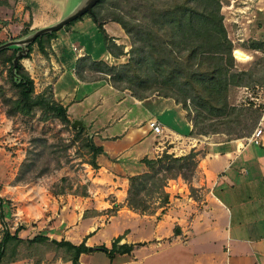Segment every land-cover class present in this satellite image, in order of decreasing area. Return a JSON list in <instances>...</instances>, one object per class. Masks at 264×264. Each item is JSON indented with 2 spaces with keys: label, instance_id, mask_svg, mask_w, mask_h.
Returning a JSON list of instances; mask_svg holds the SVG:
<instances>
[{
  "label": "trees",
  "instance_id": "16d2710c",
  "mask_svg": "<svg viewBox=\"0 0 264 264\" xmlns=\"http://www.w3.org/2000/svg\"><path fill=\"white\" fill-rule=\"evenodd\" d=\"M105 1H100L86 15L91 16L103 34L108 54L116 59L122 56L129 59L118 67L104 61H94L91 57L81 58L78 62L82 65L78 64L76 68V75L80 80L89 79L86 73H99L115 89L129 91L138 100L154 96L174 100L193 123V130L190 132L192 137L223 134L230 141L252 135L263 117L264 107L253 102L241 106L230 103L233 89H250L255 83L252 71L238 69L233 56L237 48L229 38L224 24L223 4L232 0H138V4L141 3L146 10L143 18L148 19L141 22L140 15H123L121 12L116 13L114 19L129 37L131 49L126 54L124 47H118L119 52L116 53L111 44H108V35L94 15V10ZM1 4L9 6L7 0ZM34 7H37L34 1H29L26 5L27 10L35 9ZM58 32L43 34L24 47L14 45L0 50V67L3 68L0 78L5 81L0 85V100L9 119L34 118L40 113L39 120L43 123L58 120L73 133V139L66 149L79 145L78 149L85 150L86 155L90 156V160L85 163L97 170L98 158L104 154L103 146L96 144L95 135L90 131L72 128L74 121L69 118L68 109L55 99L52 88L37 93L35 80L23 64L24 60L31 58L35 47L48 59ZM16 40L20 39L12 41ZM8 42H0V47ZM247 49L263 51L264 42L251 40ZM19 54L22 56L15 62ZM6 85L10 87L11 95H8ZM199 154L193 150L186 156L175 157L165 151L159 157L140 160L145 171L129 178L128 208L149 216L155 215L157 210H162V214H165L170 203V195L166 191L168 182L181 177L190 183L198 166ZM30 155L31 152H28L26 160H29ZM188 170L191 172L187 173ZM16 180L23 182L24 177L18 174ZM190 191L194 197L197 190L191 186ZM53 194L59 196L65 195V192L62 190ZM82 196L86 197L87 193L84 192ZM153 200L156 201L151 205ZM13 209L11 201L0 198V264L34 260L35 254L32 252H39L45 247H51L55 252L65 251L69 255L67 261L71 264H81V256L89 253V236L79 245L65 239L50 238L43 232L27 239L21 238L22 227L13 233L7 221ZM88 215L86 212L84 218ZM174 234L180 235L178 227L174 229ZM122 240V237H118L111 249L103 246L95 251H101L113 260L115 254L130 255L136 247L145 246V243L121 244Z\"/></svg>",
  "mask_w": 264,
  "mask_h": 264
},
{
  "label": "rangeland",
  "instance_id": "374dc122",
  "mask_svg": "<svg viewBox=\"0 0 264 264\" xmlns=\"http://www.w3.org/2000/svg\"><path fill=\"white\" fill-rule=\"evenodd\" d=\"M17 1L26 2L27 0ZM31 1L37 4V7L33 9V16H25V11H27V9L25 8L24 11H21L17 8L18 2L14 4V7L17 8H14L15 13L0 11V42H12L13 39H25L32 33V31L30 33V27L35 29L36 32L40 29L57 25L65 18L78 12V10L88 2V0ZM11 5L13 6V4L9 6ZM119 12L123 15H140L142 16V18L139 16L141 22H144L145 19L148 18H143L146 10L141 3L138 4V0H106L94 10V15L98 18V22L103 25V29L108 35V44H111L116 53L119 52L117 50L118 47H124V54H126L130 51L131 45L126 32L114 21L116 13ZM222 12L229 38L237 48L234 50L233 56L237 62L238 69L252 71V73H254V78H252V80H255V83H253L250 89H233L230 93V103L235 106H241L253 102L257 106L262 105V107H264V50L258 52L249 51L247 49L248 43L251 40L264 42V0L226 1L223 4ZM7 17L11 20L5 21L4 19ZM58 36L66 37L68 40L63 43L64 48L60 56L63 75L56 87L54 97L57 101H61L64 105L68 106L70 115L75 121H80L82 119L79 118L85 117L83 119L85 127L95 132V128L91 126L92 119L90 118L93 116L92 113L89 114L90 111H92L94 106L101 102L102 99H106V106L111 108V95L116 91L114 88L111 89V86L104 80L92 83L81 82L75 72V67L79 64L77 58L82 54L90 55L94 60L104 61V63L108 65L118 67L127 63L129 58L127 56H122L119 60L114 58L111 59L105 47L103 34L98 30L97 24H95L90 15H86L82 20L75 22L67 28H63L59 31ZM49 53H51L52 56L55 55L53 50ZM30 60L34 62L35 65L33 74L35 77L36 91L37 93L40 91L43 92L45 89L50 88L47 87L43 90L45 83H47L43 82V79L47 78L43 76V70H48L50 59L48 60L42 56L38 52L37 47H35ZM44 60H48V62L43 64L42 61ZM26 61L25 64L29 65L28 60ZM81 65L82 63L79 64V66ZM2 69L3 68L0 67V71H2ZM53 77L52 72L51 83L53 82ZM88 77L89 79H97V77L103 78V76L97 74L89 75ZM4 82L5 81L0 78V85H3ZM256 84L259 85L257 86ZM6 88L8 89V95H11L10 87L6 85ZM127 103L135 107V104L131 100L126 99L125 104ZM166 104L167 103L162 100H151L146 101L144 108L148 110L151 116L158 117L165 126H176L175 118L178 111H172V109H169L167 112L163 111L164 108L162 105L165 106ZM1 109L6 113V108L0 100V110ZM39 117L40 113L34 118H12V130L10 129L8 136L15 134L18 138L17 143L19 144L16 146L13 145L14 142H8V140H6V148L11 152L13 149L22 150L20 155L23 157V162L19 168L18 174L20 177H24L23 182H38L41 185V191H43V193L39 192L40 194H37V198L35 199L36 202L40 201V203H35L30 211L34 221L39 219V205L44 203L43 201L45 200V194H47V192L52 194L53 192L62 190L65 192V199L60 206L61 209L66 207V212H63L65 220L62 219V224H60L59 221L56 223V225L60 224L61 229H55L53 233L50 231L53 235V239H65L80 244L85 237L89 236L87 244H90V247H95L96 249L103 246L111 249L114 240L118 238H114L117 233H123V236H119L122 238H128V236H130L132 239H143L145 242L149 241V245L145 243L147 246L144 249L138 250L134 255L136 258V263L134 264H209L211 259L214 260L215 264H227L229 256H236L242 252L244 254L249 253L251 257L253 256L251 258L253 264L254 262L256 263V259L264 264V256L261 257L253 252L259 246L264 248V232L258 237V239L263 238L262 241L258 243L257 234L251 236L249 234L250 230L248 231V229L243 231V233L244 236L247 235L248 238H253L250 240L254 241L250 242H254L251 248L255 250L249 249L248 245H245L244 249L241 248L242 250L239 249L238 251H236L235 248L231 249L224 236L218 244H203L200 241L185 242V240L180 243H174L177 241L155 243L150 240L153 237L155 224L151 222L141 223L139 221V219H143L144 217L148 219L150 217L149 215L137 213L139 216L131 215L133 218L126 216L111 222V210H107L103 212L104 217H94L97 216V212L95 211L88 212L90 213L88 216H91L90 218L92 220L90 222H92L91 226L94 230L90 232V234L84 235L81 232V228H77L78 223L84 219L79 218L80 208H77V206L81 204V201L80 199H76V197L82 196L84 192L87 193L88 191L87 177L91 174L92 168L85 162L90 160V156L86 155L85 150L78 149L80 147L79 145L66 149L70 140L73 139V133L64 128L58 120H51L43 123L39 120ZM123 128V126H115L113 131H111L110 126L102 131L101 136L96 137V144L103 146L107 157L111 158V149L116 147L115 150L121 152L129 146H134L138 141L133 130H130L127 135H121L118 139H110L112 132L121 133L123 132ZM177 128L183 127L177 125ZM171 141L172 138L166 135L159 136L155 139L156 144L167 142L165 151H169L170 148L173 147V145L168 144ZM28 152H31V155L29 160H26ZM173 155L175 157H183L181 155ZM14 156H16V154H14ZM190 172L191 170L187 171V173ZM39 175L41 176L37 179ZM253 175L254 171H251L250 177ZM169 182L167 187H169ZM199 194V192H196L194 198L199 199ZM72 195H75V197ZM155 201L153 200L151 205H153ZM252 211V206H247L245 212L246 217L250 223L251 220L253 223H256L258 218L255 214L253 215ZM157 212L161 213L160 210H157ZM237 217L235 218V222ZM253 223H251L249 227L255 229V231H260L261 225L259 226L257 224L254 226ZM31 225L36 228L38 227V229L41 227L38 223H32ZM64 226L66 227L64 228ZM42 229V231L49 233L47 228ZM31 230L35 232L39 231L32 228ZM123 243H125L124 240L121 241V244ZM32 253L35 254L34 260H23L21 262L24 264H71L67 261L69 255L65 251L55 252L51 247H45L39 250V252ZM132 259L133 256L129 257V255L115 254V258L112 260L107 254L101 251H94L93 253L89 252L84 254L83 263L124 264L130 262Z\"/></svg>",
  "mask_w": 264,
  "mask_h": 264
},
{
  "label": "crops",
  "instance_id": "0c3cea01",
  "mask_svg": "<svg viewBox=\"0 0 264 264\" xmlns=\"http://www.w3.org/2000/svg\"><path fill=\"white\" fill-rule=\"evenodd\" d=\"M3 1L6 0H0V11L15 13V9L17 8L24 11L27 3L31 0H27L26 2L7 0L8 4H13V6L2 5L1 2ZM16 2H18L17 8L14 7ZM31 15L33 16V9L25 11V16ZM4 20L8 21L11 19L7 17ZM29 30L30 33L31 31L33 34L35 33V29L32 27H30ZM67 40L66 37L58 36V38L52 42L51 48L55 55L52 56V54H50L48 58V60L50 59L49 68L47 71L43 70V76L47 77L43 79V82H47L43 90L50 87L54 93L62 78L63 72L60 64V56L64 48L63 43ZM109 55L111 59H116L111 54ZM84 57L91 56L82 54L81 56L79 55L77 59L79 60ZM91 59L94 60L92 57ZM48 60L42 61L43 64L48 62ZM26 62L27 61L24 60L23 64L34 79V62L30 59H28L29 65H26ZM76 68L77 66L75 67V72ZM52 72L54 77L51 83ZM94 74L97 73H86L87 77ZM97 75L101 74L98 73ZM101 80L107 82L111 86V89L114 88L111 82L104 77L80 81L92 83ZM115 91L116 92L111 95V108L106 106V99H102L101 102L97 103L94 109L90 111L89 114L92 113L93 116L90 118L92 119L91 126L95 128V132L88 129L95 135L96 139V137L101 136L104 129L110 126L111 131H113L115 126H123V132H112L110 139H118L121 135H127L130 130H133L138 141L134 146H129L121 152L115 150L116 147L111 149V158L105 155L104 150V154L98 158L99 169L94 170L91 167V174L87 177L88 194L86 197H76V199H80L81 201V204L77 206V208H80L79 218L84 219L78 223L77 228L80 227L84 235L93 232L94 228H92V222H90L92 220L90 218L91 216L84 218L85 213L91 211L97 212V216L94 217H104L103 212L111 210V222L126 216H130V218H133L131 215L139 216V214L130 210L127 206L129 178L145 171V168L140 164V160L145 157H159L166 150L167 142L156 144L155 139L157 137L153 134L148 125L150 121L157 120L164 126L163 135L172 138V141L168 143L173 145L168 151L169 154L186 156L193 150L200 154L197 158V169L190 183L186 182L181 177L170 180L169 187L166 188V191L170 195V203L166 208L165 214H162V210H160L161 213L157 212L148 219L145 217L139 219L141 223L151 222L155 224L153 237L150 240L155 243L173 241H177L174 243H180L185 240V242L200 241L203 244H218L224 236L231 249L235 248L236 251H238L241 248L244 249L245 245H248L249 249L253 247L251 245H253L254 242H250L254 241L250 240L253 238H248L247 235L244 236L243 233V231L248 229V231L250 230L249 234L251 236L257 234L258 243L262 241L263 238L258 239V237L264 232V146L250 145L245 139L228 141L227 136L223 134L200 135L198 138L192 137L190 136V132L193 130V123L187 119L186 112L181 106L177 105L174 100L153 97L141 101L134 98L129 91H119L117 89H115ZM41 92L42 91L39 93ZM126 99L131 100L135 104V107L130 106L128 103L125 104ZM151 100L165 101L167 104L165 106L162 105L164 108L163 111L165 112L169 109L178 111L175 118L176 126L167 127L158 117L151 116L148 110L144 108L146 101ZM59 103L64 105L61 101ZM168 103L171 104L169 105ZM64 106L68 109L69 118L75 121L70 115L68 106ZM84 118L82 117L79 119L84 121ZM12 124L13 121L9 119L5 111L1 109L0 198L5 201H11L14 206L12 214L8 215L10 218H8L7 221L13 233L18 228L22 227L20 237L23 239H27L36 233L44 232L42 228H47L49 233H44L50 238H53V230L61 229L60 224L63 222L62 219L65 220L63 212H66V207H64V209L60 207L63 204L65 195L57 196L49 192H47V194L44 193V203L39 205V219L35 221L32 219L30 211L35 203H40V201L36 202L35 199L37 198V194H40L39 192L43 193V191H41L42 188L38 182H17L16 180L19 168L23 162V157L20 155L22 150L13 149L11 152L6 148V140H8V142H14L13 145L16 146L19 144L17 143L18 138L15 134H13L14 136H8ZM177 125L183 128H177ZM14 154H16V156H14ZM251 171H254L252 177H250ZM191 186L200 193L199 199L191 195ZM72 196L75 197V195ZM250 205L252 206L253 215L255 214L258 218L256 223H253L252 220L251 223H253L254 226L257 224L259 226L261 225L260 231H255V229L249 227L251 223L246 217L245 212L246 207ZM236 217L238 220L236 219L235 222ZM58 221L60 224L56 225ZM32 223H38L41 227L39 229L38 227H33L31 225ZM30 227L39 231L35 232L31 230ZM65 227L66 226H64V228ZM176 227L180 230L179 236L174 234V229ZM1 229L2 226L0 223V232ZM50 231L52 233H50ZM120 235L123 236V233H117L114 238ZM123 240L125 241L123 244L136 245L139 243H146L149 245V241L145 242L143 239H132L130 236H128V238H123ZM74 244L79 245V243ZM147 245L136 247L129 255V257L133 256V259L124 264L136 263L134 255L138 250L144 249ZM87 246L90 247V244H87ZM252 250L255 249L253 248ZM256 250V252L253 251L254 254H258L261 257L264 256L263 247L259 246ZM83 256L84 255L80 258L81 264H84ZM252 257L249 253L244 254L242 252L236 256H229L227 264H253L251 261ZM14 264L24 263L17 262ZM209 264H215L214 260L211 259ZM254 264L262 263L256 259V263L254 262Z\"/></svg>",
  "mask_w": 264,
  "mask_h": 264
},
{
  "label": "water",
  "instance_id": "95a60500",
  "mask_svg": "<svg viewBox=\"0 0 264 264\" xmlns=\"http://www.w3.org/2000/svg\"><path fill=\"white\" fill-rule=\"evenodd\" d=\"M100 1H102V0H88V2L85 3V5L80 10H78V12L74 13L72 16L65 18L64 20L59 22L57 25L41 29V30L35 32L34 34H32L31 36H29L25 39L8 42V43L2 45L0 47V50L3 48L14 46V45H19V46L24 47V46L34 42L38 37H40L43 34H46L49 32H54V31H60L61 29L65 28L66 26H68L73 21H76V20L80 19L81 17L85 16L86 14L90 13L92 11V9ZM21 56H22V54H19V56L16 58L15 62H17L21 58ZM72 128L73 129H85L86 131L89 132V129L87 127H85L82 120L74 121ZM95 250H96L95 247H89L90 253H93Z\"/></svg>",
  "mask_w": 264,
  "mask_h": 264
},
{
  "label": "built area",
  "instance_id": "2783aa9c",
  "mask_svg": "<svg viewBox=\"0 0 264 264\" xmlns=\"http://www.w3.org/2000/svg\"><path fill=\"white\" fill-rule=\"evenodd\" d=\"M261 120L262 121H260V124L254 130L252 135L248 138H245L246 142L250 145H255L260 147L264 146V128H263L264 114ZM149 127L156 137L162 136L164 134V126L157 120L150 121Z\"/></svg>",
  "mask_w": 264,
  "mask_h": 264
}]
</instances>
